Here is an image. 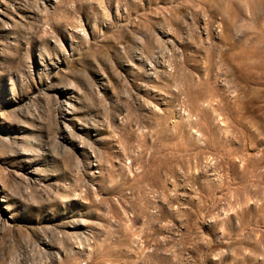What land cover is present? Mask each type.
Returning <instances> with one entry per match:
<instances>
[{
    "label": "rangeland",
    "instance_id": "obj_1",
    "mask_svg": "<svg viewBox=\"0 0 264 264\" xmlns=\"http://www.w3.org/2000/svg\"><path fill=\"white\" fill-rule=\"evenodd\" d=\"M256 5L0 0V264H264Z\"/></svg>",
    "mask_w": 264,
    "mask_h": 264
},
{
    "label": "bare ground",
    "instance_id": "obj_2",
    "mask_svg": "<svg viewBox=\"0 0 264 264\" xmlns=\"http://www.w3.org/2000/svg\"><path fill=\"white\" fill-rule=\"evenodd\" d=\"M254 12H255V14H258L259 12H260V15H262V16H260L259 17V19H262V18H264V8L262 7V6H258V5H256L255 6V10H254ZM254 14V15H255ZM237 16L238 15H236L235 17H232V18H228V23H227V27H226V29H229L228 30V32H230V30L231 29H233V28H238V27H240V26H236V19H237ZM258 16H259V14H258ZM225 22H227V21H224V23ZM226 24V23H225ZM241 24H242V22H241ZM242 28V27H241ZM222 31V30H221ZM238 31L239 32H241L239 29H238ZM258 31H260V33H261V30H258ZM255 32V31H254ZM243 33V32H242ZM246 33V32H245ZM243 35H244V33H243ZM262 35V34H261ZM250 36H253V35H250ZM260 36V35H259ZM258 36V37H259ZM232 37V36H231ZM234 37V36H233ZM242 37V36H241ZM244 38V37H243ZM248 38V37H247ZM262 38V37H261ZM260 38V39H261ZM232 40V39H231ZM230 40V41H231ZM235 41H236V39H234ZM242 40V39H241ZM251 40V39H250ZM244 41H245V39H244ZM249 40H247V42H248ZM237 42H239L240 43V41H238V38H237ZM252 42V41H251ZM259 42V41H258ZM260 42H263V41H260ZM258 48H255V53L252 55V56H258L259 57V59L257 60V61H255L256 63L254 64V66L256 67V69H257V72H255V73H252V74H250V73H247V71L245 70V67H247L246 66V63L244 62V56H242L241 54L239 55V56H235L234 54H232V57L231 56H228L227 57V60H228V62L229 61H234V59H237V58H241V60H243V62L241 61L239 64H236V65H232V67L229 69V71H228V74H229V78H231V80H232V82H235L236 84H238L239 86H240V89H243V91H242V97L240 98V99H242V98H246V97H248L247 95L248 94H250L249 93V91H253V90H250V89H247L246 87V85H247V83L248 82H254V80H256V82L260 79V78H262L263 76H264V73H263V71H261V68H262V70H263V68H264V48H263V50L259 53L258 52ZM237 62H238V60H237ZM220 63V62H219ZM250 63V62H249ZM221 64V63H220ZM248 65V64H247ZM250 65V64H249ZM245 66V67H244ZM221 81H224V80H221ZM208 82V81H207ZM234 83V84H235ZM228 84V83H227ZM230 84H232V83H230ZM230 84H228V85H230ZM235 84V85H236ZM241 84H243L242 86H241ZM227 85V87H229ZM238 86V87H239ZM246 86V87H245ZM234 87V86H233ZM225 89H226V87H225ZM234 89V88H233ZM236 89H237V86H236ZM246 89V90H245ZM256 89V88H255ZM227 90V89H226ZM229 91V89L227 90V92ZM235 91V90H234ZM240 91V90H239ZM230 92H232V91H230ZM233 93H235V92H233ZM237 94V93H236ZM236 94H234L235 95V97H236ZM233 95V94H232ZM240 95V94H239ZM229 96H230V94H229ZM227 97H228V95H227ZM233 97V96H232ZM224 99V98H223ZM235 99V98H234ZM237 99V98H236ZM230 100V99H229ZM226 101V100H225ZM236 101V100H235ZM242 101H243V99H242ZM246 101V100H245ZM217 102V101H216ZM228 102V101H227ZM230 102V101H229ZM248 102H250V101H248ZM247 102V103H248ZM188 103V102H187ZM238 103H240V102H238ZM246 103V104H247ZM251 103V102H250ZM227 105H228V103H226ZM244 104V105H243ZM242 104V106H241V110H246L247 111V105L245 104V103H243ZM231 105V104H230ZM216 106H218V105H216ZM232 106V105H231ZM235 106V105H234ZM182 107V109H183V107H184V104H183V106H181ZM224 107H225V105H223V109H224ZM226 107H228V106H226ZM233 107V106H232ZM250 107H252L251 105L248 107V108H250ZM221 108V107H220ZM219 108V109H220ZM255 108V107H254ZM253 108V109H254ZM258 108V107H257ZM229 109V108H228ZM239 109V110H240ZM252 109V110H253ZM187 110V109H186ZM230 110V109H229ZM249 110V109H248ZM255 110V109H254ZM179 111H181V110H179ZM185 111V110H184ZM201 111L202 110H199V112L201 113ZM207 111V110H206ZM217 111V110H216ZM219 111V110H218ZM188 112V111H187ZM186 112V113H187ZM192 112V111H191ZM198 112V113H199ZM208 112V111H207ZM248 112V111H247ZM190 113V112H189ZM193 113V112H192ZM191 113V114H192ZM205 113V112H204ZM204 113H201V115L202 114H204ZM209 113V112H208ZM208 113H207V115H208ZM244 114V112L242 113V115ZM206 115V116H207ZM188 116V115H187ZM185 117V116H184ZM201 117V116H200ZM203 117H205V115L203 116ZM187 118V117H186ZM220 118V117H219ZM185 119V118H184ZM217 119V118H216ZM190 121H191V119H190ZM189 121V122H190ZM192 121H194V119L192 120ZM191 121V122H192ZM190 124V123H189ZM192 124V126L193 125H195V124H193V123H191ZM190 124V125H191ZM198 126V125H197ZM197 126H195L196 128H197ZM194 127V126H193ZM194 129V128H193ZM202 130V129H201ZM198 131V130H197ZM196 131V132H197ZM203 132V134L204 135H206L205 133H204V131H202ZM226 132V131H225ZM225 132H224V134H225ZM228 132V131H227ZM195 133V132H194ZM199 133V132H198ZM196 135H197V133H196ZM199 136H200V133L198 134ZM202 135V134H201ZM210 135V134H209ZM193 137H194V135H192ZM201 137V136H200ZM205 137V136H204ZM204 137L202 136L201 137V140H203L204 139ZM206 138H208V135L206 136ZM210 138H212L211 136H210ZM198 139V137L196 136V140ZM213 139V138H212ZM215 139V138H214ZM218 139V138H217ZM221 139V138H220ZM219 139V140H220ZM198 140H200V139H198ZM207 140V139H206ZM205 140V141H206ZM219 140H218V142H219ZM223 140V139H222ZM222 140H220V141H222ZM210 142H212L211 140H209ZM214 141V140H213ZM226 141H228V140H226ZM226 141H224V142H226ZM199 142V141H198ZM202 142V141H201ZM229 142V141H228ZM209 143V142H208ZM213 143V145L212 144H208L207 146L209 147L210 145H212V146H214V142H212ZM222 143H223V141H222ZM227 143V142H226ZM215 144H216V150L218 151H220V150H224V148H225V145L224 144H218L217 143V140H215ZM213 148V147H212ZM224 156H226V157H228L229 158V156L230 155H224Z\"/></svg>",
    "mask_w": 264,
    "mask_h": 264
}]
</instances>
